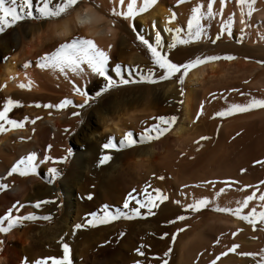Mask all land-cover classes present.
<instances>
[{
    "label": "bare ground",
    "instance_id": "6f19581e",
    "mask_svg": "<svg viewBox=\"0 0 264 264\" xmlns=\"http://www.w3.org/2000/svg\"><path fill=\"white\" fill-rule=\"evenodd\" d=\"M138 2H140V0H138ZM196 2L197 0H184L182 5H177L175 0H157L156 4L152 5L145 12L138 13V15L133 18V26L138 32L140 21L144 20L145 22H143L142 29H144V26L147 24L149 25V31H146L149 33L147 38L154 37V32L159 30L161 33L163 32V39L170 38L171 40V34L164 31L165 25H173V27L179 25L182 28H186L187 17L191 14V8ZM199 2L206 7V0H199ZM116 5L117 0H79L78 5L73 7L71 15L68 17V19L72 20L75 18L77 12H81L80 10L83 7L91 6L94 12L99 14L98 16L103 17V20L95 31L105 33L102 38L94 37L84 28L74 30L71 27L66 36L55 38L52 37L51 26L53 24H60L61 21L30 23L27 22V20L20 22L21 24L18 25V29L16 27L13 32L8 33L7 31V33L0 36V85H3V87H0V108H2L7 99H17L19 105L13 107L11 111L7 113L8 117L18 121H24V117H28V122L23 124L22 127L15 128L5 125L8 130L0 132V176L5 177L4 181L0 182L8 185V187L0 190V215H3L14 202L19 201L24 204V208L21 209L19 214L23 215L32 212L37 217L45 215H50L51 217L50 220H28L22 225L10 229L7 233H0V264H21L22 261H25V264H27L26 257L30 256L28 255V246L31 245L32 240L36 238L41 242L42 238L51 237L49 241L51 240V242H54L52 238L54 239L62 234L64 229L68 227L67 224L71 219L70 217L74 215L75 209H77L75 207L74 196L71 194L72 189L76 185V180L73 179L72 176H70L71 179L67 175H65V177L63 176L61 186L59 187L50 185L47 182L46 177L49 176L47 169L49 167H55L53 161H45L44 164L38 165L37 173L33 176L21 177L19 174L15 173L12 174L11 177L6 176V170L10 168L11 164L21 155H26L29 151H35L38 161L43 160L45 149L47 148V154L56 158L58 153H60L59 150L66 145L65 143H68L69 134L76 131L83 122H99L104 129H110L113 133L119 134L123 126H126V122L137 119L142 115L146 116L147 114L149 116L155 113L165 116H176L177 121L170 129L171 133L167 136V139L157 142L155 145L153 144L154 146L152 148L148 147V149L139 152L132 151L133 153L129 151L121 153L119 150L104 148L98 150L99 157L94 161L95 168L91 167L92 169L106 172L107 175L111 176V178L116 181V184L117 181L119 182L118 184L123 183L125 180L128 182L135 181L137 179V172L135 173V171H137V168L141 167L142 164L140 160L137 159L140 155H147L151 160L150 162L156 164H160L167 154L179 155L183 148V140L189 133L188 124L191 122L196 110L201 111V105H203L202 111L211 112V110H216V108L220 110V105L222 108L227 105V101H225L224 98L227 97V94L230 96L235 93L230 91L224 93L226 87L229 86V80L233 78L241 79L239 85H243L242 89H246L251 95L256 94V87L264 90V79L261 78L264 77L262 76L264 75V66L262 63L256 61V50L264 51V0H255L252 15L250 17L245 16V20L249 26L244 28L243 35H241L239 31V29L243 27V25L240 24V7L236 5L235 0H226L224 15L226 17L227 14H232L234 17L232 25L233 34L231 36L224 35L215 44L211 43L210 39H202L199 42H194L189 45H178V50H169V55L173 62H180L195 55H219L223 57L225 54H228L233 56L234 59H220L197 65L189 70L182 83H177L176 80L170 79L149 87L146 84L147 87L144 85V88L138 91L140 92L139 94H125V92L123 93L119 89H115L114 91L109 90L107 93L97 98L95 103L81 110L80 120L73 122L70 120L72 116L71 112L74 111L71 107L62 110L45 109L43 107L37 108L35 106L36 102H39L41 105L44 103L55 104L65 97L72 98L74 102L82 101V97L72 93L68 81L65 80L64 76L59 74L57 70L40 69L35 66L36 57L38 55L43 54L44 51H50L58 42H63L72 35H82L86 38L94 39L98 47L107 51L109 53L110 63L115 56L114 54L117 53H115L117 39L128 36L135 37L137 33L132 32L128 28L123 18H116L111 15L110 9ZM124 7H126V4ZM217 7L218 2L214 3V9ZM247 10V6L245 5L244 11L247 12ZM172 12L176 13V19L169 20L168 17ZM109 21H113V23L110 25L108 23ZM219 21V17L213 18L211 21H201L202 24H208L207 34L209 38L215 39L219 31ZM153 24L157 27L153 28ZM60 30L59 27L56 28V31ZM143 34L145 35V33ZM137 43L140 48L139 51H141L144 56L150 58L147 50L140 45L139 42ZM109 44L111 48L108 47ZM166 46L167 45H165V47ZM137 55L136 57L139 58L144 57L143 55L142 57L139 54ZM4 57H7V60H5ZM25 61L29 62L28 69L23 68ZM260 67L261 70L259 71L258 69L259 72L256 73V69ZM69 78H72L71 74H69ZM76 79L79 78L77 77ZM226 79L228 85L225 84L224 90L217 89L219 86L215 89H211L214 87L210 86V83L213 82L212 80H214V84L216 82L215 85L220 84V88H222L221 84L223 83L221 82H224ZM21 83L25 84L24 88L19 87ZM81 84L83 85L82 81ZM101 84L102 80H100V78H94L90 79L89 82L83 86L89 95L92 96L98 91ZM208 85L210 88H208ZM136 88L138 89V87ZM209 93H213L217 97L215 96V99H213L209 96ZM218 94L225 96L221 98ZM238 100L240 99L238 98ZM223 102H226L225 105ZM250 113L252 116L253 111H250ZM239 115H242L240 116L242 120L245 118L244 113ZM36 117H39V119H35ZM249 119L250 117L248 120ZM245 120L247 121V119ZM237 121H234V123ZM122 123L125 125H122ZM229 123L230 121L223 127L224 130L225 127L230 125ZM234 123L230 125L231 127L228 126L230 131L233 128L232 125H236V123ZM228 127V131L226 132L230 133ZM66 128L69 129L68 133L64 131ZM49 145H51L50 148L48 147ZM40 148H42V151ZM79 153L81 154L80 159H78L80 160L79 167H82L81 163L86 168L89 167L87 162L91 158L87 156V158L83 159V150H80L77 156L80 155ZM214 153L218 156V151ZM104 154L110 155L111 159L104 164H99L100 157ZM85 167H83V170H85ZM76 169L78 168L76 167ZM92 169H90L91 172L94 171H92ZM124 169L126 171H124L125 175L123 178V175H121L123 171L121 173V170ZM80 170L81 168L79 171ZM77 171L78 170H76V172ZM39 173L42 175L39 176ZM91 174L93 175V173ZM60 191L65 194V199L62 197ZM203 191L206 192V190ZM224 195L226 196V194ZM229 198L230 196H228L226 200ZM37 200H50L52 203L43 204L40 208H34L33 205ZM31 222L40 223V228L33 232L27 230L25 227ZM49 222H54L57 229L62 228L61 231L59 230L60 232L58 231L57 234L55 232L57 229L54 231L51 230L54 226L51 227L48 224ZM225 224H227V222ZM21 227H24V229L21 230ZM200 238V235L198 238H194V241L196 239V244ZM191 241L192 243L188 241L187 246L192 244L190 246L191 248L193 246L196 247V245L193 244L195 242H193L192 239ZM60 242L61 237L59 239V243ZM191 248L187 247V249ZM191 251H193V249H191L190 252ZM72 257L70 258L72 264H78L79 261H75L76 259L74 260ZM187 257H189V255ZM34 258L36 257L34 256ZM183 258L184 257H182V259ZM189 259L188 261L190 262Z\"/></svg>",
    "mask_w": 264,
    "mask_h": 264
},
{
    "label": "rangeland",
    "instance_id": "374dc122",
    "mask_svg": "<svg viewBox=\"0 0 264 264\" xmlns=\"http://www.w3.org/2000/svg\"><path fill=\"white\" fill-rule=\"evenodd\" d=\"M5 6H7V3ZM27 22L38 23L40 21L27 20ZM143 22L145 21H140L138 33H145L147 38L149 33L146 31H149V25L147 24L144 26V29H142ZM20 24L21 23L18 22L16 25L10 26L4 33H0V36L7 33V31L8 33L13 32L16 27L18 29V25ZM170 26L173 27V25H168V27ZM161 34L163 38V32ZM165 39L166 38H164V40ZM169 40L170 38L165 40V45H167ZM116 43L115 53H117L114 54L115 56L112 59L113 62L111 61V64L109 63L110 65L114 63H122L140 65L141 67L151 66L150 58L144 56L141 51H139L140 48L138 47L139 45L137 41H135L134 36L120 37L117 39ZM137 54L141 57L143 55L144 57H136L138 56ZM185 60L180 62H184ZM256 61L262 63L264 66V51L256 50ZM258 69L260 71L261 67L256 69V73L259 72ZM261 78L264 79V77ZM233 79H228L230 83L229 86L226 87L227 90H224L225 86L228 85L227 79L224 80V82H221L224 84H221L222 88H220V84L215 85L216 82L214 84V80L210 83L211 87L214 86L211 89H215L219 86L217 89L224 90V93L229 92L228 89L236 88L240 90L239 92L233 93L234 95L229 96L227 94V97L225 98V95L222 96L220 95L221 93L218 94V96L221 98L223 97L224 100L227 101V104L234 100H236L234 102L244 103L246 98L241 96L239 94L240 92L246 93L248 98H264V90L256 87V94H252V96L246 89H242L243 85H239L241 79ZM158 83H163V81ZM146 84L148 87L155 85L149 83H133L122 86L119 85L116 88L110 89V91L119 89L123 93L125 92V94H139L140 92L138 91L143 89L144 85L147 87ZM136 87H138V89ZM208 88H210L209 85ZM228 98H231L232 100ZM238 98L240 100H238ZM225 103L226 102H223L224 105ZM220 108H222L221 105L219 109ZM74 110L81 113V110ZM212 111L215 112L218 110L217 108L216 110H211V112L196 110L195 115L188 124L189 133L183 140V148L179 155L177 154V156H175L167 154L164 156L160 164L150 162L151 160L147 155H140L137 159L140 160V163L143 165L141 164V167H138L137 171H135V173L137 172V179L129 182L125 180L123 183L120 182L121 184H118V181L116 184V181H114L111 176L107 175L103 170V172H100L96 169V171L99 172L97 173L91 168H95L94 161L99 157L98 150L103 148L102 146L107 142L109 136H112L114 141H118L123 133L130 129L134 132H139L145 126L152 124L154 118L160 116V114L154 113L149 116L146 114V116L142 115L137 119L126 122V126H123V129H121L119 134L113 133L110 129H104L102 124L93 121L81 123V126L78 127L76 131L69 134L68 143H65V146L63 145L64 147L59 150L60 153H58L56 157L59 158L64 156L66 157L65 160L61 163L53 162V165L59 169L61 175L58 176L55 181L49 183L50 185H56L59 187L62 183V177H65V175L70 179V176H72V178L76 180V185L72 189L71 194L74 196L75 207L77 209H75L74 215L70 217L71 219L67 224L68 227L64 229L61 235L66 236V234L70 232L73 224L81 223L86 218V213L97 211L98 214H102L101 209L105 204L109 205L113 210L117 207L122 208L123 200L127 197V194L131 192L132 189H137L138 192L143 190L146 184L150 185L151 188L160 189L169 197L167 201L160 203L158 208L152 209L153 215L151 216L141 215L129 219L121 218L117 221H110L107 224H97L94 227L86 225L82 229H78L74 235H67L65 242H68L71 247L70 258L73 256L72 258H74V260L76 259L75 261H79L78 264H134L136 260H141L142 264H160L161 259L167 261V264H209L219 252L226 247H230L233 242L239 245V251L243 252L259 253L261 249H264V231H261L259 226L253 229L247 224V222L241 221L230 214L214 211L211 206L192 213L185 212L180 206L173 203V201L177 199H180L181 203L185 202L186 197L182 195L185 191L182 187L184 184L194 185L200 183V181L204 179L223 180L225 178H231L239 181L241 185H257L260 180H264V166L254 165L252 163L255 159H264V109L250 110L253 111V117L251 116L250 111L248 113L246 112L247 114L244 113L245 118L243 117V120L240 117L242 115H239L241 113L230 116L229 118L225 117L224 119L214 118V112ZM197 112H200L199 117L196 116ZM80 115L75 118L71 116L70 120L72 122L80 120ZM249 117L250 119L248 120ZM231 118L237 120L240 119L241 121L238 120L240 121L238 122ZM245 119H247V121ZM229 121L230 125L233 124L234 121H237L235 122L237 126L232 125L233 128L231 131L228 127L230 125L227 126L230 133L226 132L228 131L227 127H225V130L223 129ZM23 122V124H25L28 120H24ZM125 124L122 123V125ZM170 133L169 130L168 133L159 138L145 141L144 143H137L131 147H124L119 151L121 153H124L125 151H129L130 153H133L132 151H144L148 149V147L152 148L157 142L167 139V136ZM202 136L208 137V139L200 140V137ZM40 149L42 151V148ZM68 149H71L70 157L67 156ZM80 150L84 151V154L82 155L83 159L87 158V156L91 158L87 162V165L89 166L87 168L83 166L82 163V167H79L80 160L78 159H80L81 154L79 153L80 155L78 156L77 154ZM213 151H218V156L215 155ZM76 167L78 169H76ZM83 167L87 170H83ZM74 168L78 171L81 168V170L76 172ZM240 168H245L246 172L242 174L239 171ZM90 169H92V171L94 170L95 173L94 171L91 172ZM124 171L126 170H121L123 178L125 175ZM91 173H93V175ZM33 175L36 174H28L26 177ZM41 175L42 174L39 173V176ZM160 177H162V179ZM219 187H222V185L217 184L216 189H219ZM203 190H206V192ZM188 192L193 193V195L197 197L205 192L204 195H209L211 199L210 195L212 194L213 189L210 187L207 189L201 187L197 189L189 188ZM235 192L236 190L233 188L226 193H222L223 195L221 194L217 197L219 201L216 198V204L220 207H235V202L242 199V196L247 194V190L244 192H236V194ZM89 193L92 194V199H88ZM61 194L65 199V194L63 192H61ZM224 194H226L227 197ZM228 196H230V198L226 200ZM251 203L252 202H250V204ZM130 206H132L131 201ZM253 206L259 211L258 203ZM176 215H184L186 218L183 221H175L174 223L169 224L167 221L174 220ZM220 220L225 223L227 222V224ZM36 223L31 222L24 227L33 232L40 228V223ZM48 224L51 227L54 226L51 230L54 231L57 229L54 222H49ZM24 227H21V230H23ZM237 228L241 229V231L233 237L231 233L236 231ZM61 229L62 228H58L55 232L57 233L59 230L61 231ZM177 229H182V231L177 232ZM121 232L124 233L123 236L120 235ZM165 233H167V235H164ZM173 233H175L174 239L172 238ZM222 233L224 235H221ZM61 235L54 239L52 238V241L54 242H51V240L49 241V238L51 239V237H44L41 242L39 239L34 238L31 245L28 246V255L30 256L26 257V263L31 264L32 261L43 257L62 256V248L59 243L60 237H63ZM199 235L201 238L196 244V239L194 241V238H198ZM217 237H219L220 242L214 243ZM191 239L195 242L193 244L196 245V247L193 246L191 248L190 246L192 244L187 246L188 241L189 243H192ZM187 247L193 249V251L190 252L191 249H187ZM137 249H141L144 255H138L136 251ZM166 251L168 252L167 257L163 255ZM188 255L190 259L187 257ZM34 256L36 258H34ZM182 257L184 258L182 259ZM217 264H256V262L252 257H244L235 253H229L225 257H221L220 260L217 261Z\"/></svg>",
    "mask_w": 264,
    "mask_h": 264
},
{
    "label": "snow or ice",
    "instance_id": "6c2138e0",
    "mask_svg": "<svg viewBox=\"0 0 264 264\" xmlns=\"http://www.w3.org/2000/svg\"><path fill=\"white\" fill-rule=\"evenodd\" d=\"M157 0H117V5L110 9V13L113 17L123 18L127 23L128 28L137 33L134 37L135 41L139 42L150 56L151 66L141 67L134 64H122L114 63L109 64V53L102 48L98 47L92 38H86L82 35H72L63 42H58L50 51H44L43 54L36 57L35 66L40 69L57 70L59 74L64 76V79L68 81L71 86L72 93L76 96L82 97V102H74L70 97L60 99L55 104L44 103L41 105L36 102L37 108L43 107L45 109L62 110L71 107L72 109L83 110L86 106L95 103L97 98L102 94L107 93L110 89L116 88L119 85L133 84V83H149L156 84L161 81L169 79L176 80L177 83H182L185 79V75L191 68L197 65L209 62L217 61L220 59L232 60L233 56L225 54L223 57L219 55H204L193 56L185 60L184 62H173L169 55V50H178V45H189L194 42H199L202 39H210V42L215 44L222 36L233 34V15L227 14L225 17V2L226 0H206V7H204L199 0L191 8V14L187 17L186 28H182L177 25L176 27H168L167 24L164 27V31L171 34V40L167 42L165 48V40L162 38L161 31H155L154 37L146 38L144 34L138 33L137 29L133 26V18L138 13L145 12L152 5L156 4ZM218 2V7L214 9V3ZM236 5L240 7V24L243 25L239 29L241 35L244 34V28L248 27L245 20V16L250 17L254 11L253 5L255 0H235ZM7 3V6H5ZM79 0H0V33H4L10 26L16 25L18 22L24 20L35 21H61L60 24H53L51 26L52 37L59 38L66 36L70 29L84 28L88 32L92 33L96 31L98 25H100L103 17L98 16L97 13L92 11L77 12L74 19L70 20L68 17L71 15V10L74 6L78 5ZM177 5H182L184 0H175ZM126 4V7L124 5ZM245 5L247 6V12L244 11ZM219 17V31L216 34L215 39L208 37L207 28L208 24H202L201 21H211L213 18ZM169 20L176 19V13L168 17ZM110 25L113 21L108 22ZM59 27L61 30L56 31ZM153 28L157 26L152 25ZM111 48V45H108ZM7 60V57H4ZM24 69L29 68V62L25 61L23 64ZM71 74V79L69 78ZM79 79H76V78ZM100 78L102 84L99 86L98 91L94 95L90 96L85 90L83 85H86L90 79ZM83 82V85L81 84ZM3 87V85H0ZM20 88H24L25 84L21 83ZM230 92H239L238 89H228ZM241 96H244L245 102H232L225 107L213 113L214 118L230 117L239 113H246L253 109H264V98L251 97L248 98L246 93L240 92ZM213 99L215 95L209 93ZM19 105L17 99H7L0 108V132L8 130L5 125L9 127L20 128L23 126V120L10 119L7 115L11 109ZM203 105H201V111ZM71 115L77 117L80 115L78 111H72ZM197 117L200 116V112H197ZM28 117H24L27 120ZM35 119H39L36 117ZM177 121V117L160 115L154 118V122L145 126L139 132L128 130L123 133L118 141H114L112 136H109L107 142L102 146L104 149L120 150L124 147H131L137 143H144L163 136L168 133L173 124ZM66 133L69 129H64ZM208 137H200V140H206ZM49 148L51 145L48 146ZM67 156H71V149L67 150ZM66 157L61 156L59 158L51 157L47 154V148L45 149L43 160L37 158L35 151H29L26 155H21L10 168L6 170V176L11 177L12 174H19L23 177L28 174H36L38 165L44 164L45 161H53L54 163H61ZM111 159V156L104 154L100 157L99 164H104ZM254 165L264 166V159H255L252 161ZM49 176L46 177L48 183H52L61 175L57 167H49L47 169ZM239 171L243 174L246 172L245 168H240ZM162 179V177H160ZM5 177L0 176V181H4ZM222 185L219 189H216V185ZM8 187L6 183L0 182V190ZM182 187L185 191L182 193L186 197L184 203H181L180 199L173 201V203L180 206L185 212H198L201 209L212 207L214 211L220 213L230 214L237 217L239 220L247 222L253 229L259 226L261 231H264V180H260L257 185L243 184L237 180L231 178L220 179H204L198 184L188 185L184 184ZM200 187L212 188L211 199L209 195L201 194L199 197L188 192L189 188L197 189ZM235 188L237 192H244L247 190V194L242 196L235 202V207L224 206L220 207L216 204V198L222 193ZM88 199H92V194H88ZM168 195L162 192L158 188H151L150 185H145L144 189L139 191L132 189L127 194V197L123 200V206L117 207L114 210L107 204L102 206V214H98L97 211H90L85 214L86 218L81 223L73 224L70 232L66 236L61 237L60 247L62 248V256L60 257H43L36 259L31 264H72L70 259L71 247L66 241L67 235H74L78 229H82L86 225L96 226L97 224H107L110 221H117L121 218L129 219L132 217L151 216L153 215V208H158L160 203L167 201ZM130 201L132 206H130ZM250 202H252L250 204ZM52 203L50 200H37L33 207L40 208L43 204ZM259 204V211L253 205ZM24 208V204L16 201L8 208L3 215H0V233H7L10 229L22 225L28 220H50V215L37 217L34 213L29 212L26 214H19L21 209ZM186 217L184 215H176L174 220L167 221L169 224L175 221H183ZM258 222V223H257ZM182 229H177V232ZM241 229L237 228L231 235L235 237ZM124 235L123 232L120 233ZM164 235H167L165 233ZM221 235H224L223 233ZM172 238H175V233L172 234ZM254 238V237H253ZM219 237L216 238L214 243H219ZM138 255L143 256L144 253L141 249L136 250ZM170 251V249H169ZM229 253H235L244 257H252L256 264H264V249H261L259 253L256 252H243L239 251V245L231 243L230 247H226L219 252L209 264H217V261L221 257H225ZM165 257L168 256V252H164ZM21 264H25L22 261ZM134 264H142L141 260H136ZM160 264H167V261L161 259Z\"/></svg>",
    "mask_w": 264,
    "mask_h": 264
},
{
    "label": "clouds",
    "instance_id": "9594fccd",
    "mask_svg": "<svg viewBox=\"0 0 264 264\" xmlns=\"http://www.w3.org/2000/svg\"><path fill=\"white\" fill-rule=\"evenodd\" d=\"M92 11V12H94V10L91 8V6H85V7H83L80 11L81 12H84V11ZM97 15H99V14H97ZM66 34H68V33H66ZM94 37H96V38H102L104 35H105V33H103V32H92L91 33Z\"/></svg>",
    "mask_w": 264,
    "mask_h": 264
}]
</instances>
